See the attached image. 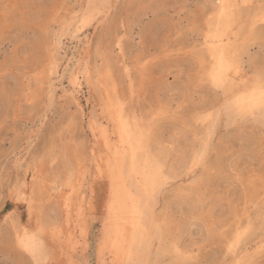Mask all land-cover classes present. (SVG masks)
Segmentation results:
<instances>
[{
  "label": "rangeland",
  "instance_id": "1",
  "mask_svg": "<svg viewBox=\"0 0 264 264\" xmlns=\"http://www.w3.org/2000/svg\"><path fill=\"white\" fill-rule=\"evenodd\" d=\"M220 1L115 0L98 26L83 21L96 0H0V264H31L19 237L37 231L38 219L49 245L42 264H102L110 180L94 161L104 148L90 122L108 91L71 83L89 40L93 66L105 72V86L168 182L145 203L148 246L120 264L231 260L228 242L238 228L244 236L235 249L252 246L242 264H264V118L238 119L229 108L233 91L205 75L206 34ZM260 7L264 0L242 4L235 27L252 81L264 73V22L253 21ZM37 172L30 215L19 193L29 194ZM75 187L86 202L84 234L73 228L75 204L66 213ZM175 246L188 260H178Z\"/></svg>",
  "mask_w": 264,
  "mask_h": 264
},
{
  "label": "bare ground",
  "instance_id": "2",
  "mask_svg": "<svg viewBox=\"0 0 264 264\" xmlns=\"http://www.w3.org/2000/svg\"><path fill=\"white\" fill-rule=\"evenodd\" d=\"M114 1L115 0H96V3L86 11V18H84L83 21L88 24L95 22L98 23V26L104 25L110 13H112ZM250 2L251 0H243L242 3L238 2V0H221L211 12V14L214 15L215 24L210 26V30L206 34V39L209 40L205 42V46L210 58L209 66L205 71L206 78L212 85L221 89L223 93L224 91H233V102L230 104L229 108L234 113L249 105L252 100V89L259 82V80L256 79L253 81L250 80L243 71L240 56L241 52L245 50V45L240 42L243 38L241 34L235 33V27L238 25L240 17L241 5ZM72 20H77V17H74ZM253 21L256 23L264 22V7H260ZM253 23L250 27L251 29H253L256 24ZM94 33L95 32H93V34ZM90 45L91 40H89L87 45L83 48V56L81 57L77 69L73 73L71 83L74 89H80L82 87V82L85 81L95 94L101 87L106 88L108 91L100 115L92 117L90 122L93 136L95 139L97 135L102 138L104 148V153L100 156L98 154L99 157L94 161L97 164L98 171L107 174L110 180V196L106 201V216L104 220L105 231L103 235V244L99 247V259L102 264H107L105 263L107 261L105 260L107 252L108 256H110V264H120L124 260H133L140 249L143 251L144 247L148 246L145 227L148 221L146 204L149 205V198L153 196L156 190L159 191L157 188L168 182L165 183L162 180L160 166L158 165V167H156V165L152 163V159L145 150L146 147H144L142 143V131L138 129L136 124L133 126L130 123L128 115L118 97L114 96L113 92H110L105 86L106 84L102 79L105 72L103 73L100 68L93 66L89 51ZM120 52H122L121 46ZM48 56L50 59L54 58V54H52L50 48L48 50ZM222 70L225 82L223 85L217 86L211 77L213 73H221ZM256 115L261 116L259 109L256 110ZM205 149L206 147H204V150ZM172 173L173 172H171V174ZM26 174L27 177L29 175L30 178L29 170H27ZM38 178L39 174L37 172L33 181L34 188H30L28 195L23 191L19 193L23 196L28 211V201H32L31 214L33 213L34 202L39 192V190L36 189L39 185L36 183ZM75 191L74 195H71L67 191L68 200L66 203V213L69 212L71 205L75 204L76 222L74 223L73 221V228L76 231L80 229V233L84 234L86 232L83 226L86 202L84 200L81 201L80 190L76 188ZM78 201H81L79 205L76 204ZM34 232L36 231H23L19 237V242L25 237L26 233L31 236ZM43 233L44 231L36 237V240L42 247V254L39 258L42 262H45L48 258L47 253L49 245ZM243 236V232L239 228L233 232L229 238L228 249L232 251L235 250V254L231 260H225L217 264H242L245 262L246 255L242 254L247 252L252 246L249 247L247 245L249 248L245 247L240 252L238 249H235L242 242ZM173 250L178 260H188L189 252H183L178 247Z\"/></svg>",
  "mask_w": 264,
  "mask_h": 264
},
{
  "label": "snow or ice",
  "instance_id": "3",
  "mask_svg": "<svg viewBox=\"0 0 264 264\" xmlns=\"http://www.w3.org/2000/svg\"><path fill=\"white\" fill-rule=\"evenodd\" d=\"M230 70V69H229ZM212 80L217 86H221L225 82V77L223 76V70L221 73H213ZM252 100L249 105L242 108L236 112L238 119H254L256 116V110L259 109L261 117L264 118V73L261 74L259 82L253 87L251 92ZM29 213L32 212V201H28ZM47 227L41 220H37V231L31 236L25 234V237L20 241L21 247L24 252H26L31 257V264H42L40 260V255L42 254V247L36 240V237L44 231Z\"/></svg>",
  "mask_w": 264,
  "mask_h": 264
}]
</instances>
